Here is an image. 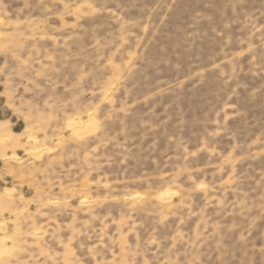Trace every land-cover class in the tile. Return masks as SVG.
<instances>
[{
  "label": "rangeland",
  "instance_id": "rangeland-1",
  "mask_svg": "<svg viewBox=\"0 0 264 264\" xmlns=\"http://www.w3.org/2000/svg\"><path fill=\"white\" fill-rule=\"evenodd\" d=\"M0 264H264V0H0Z\"/></svg>",
  "mask_w": 264,
  "mask_h": 264
},
{
  "label": "bare ground",
  "instance_id": "bare-ground-1",
  "mask_svg": "<svg viewBox=\"0 0 264 264\" xmlns=\"http://www.w3.org/2000/svg\"><path fill=\"white\" fill-rule=\"evenodd\" d=\"M77 123H78V124H77ZM77 123H76V124L74 123V125H75L74 127H75L76 129H77V127L80 128V126H81V122H77ZM83 127H84V126H82V128H83ZM79 128H78V129H79ZM80 131H81V130H80Z\"/></svg>",
  "mask_w": 264,
  "mask_h": 264
}]
</instances>
